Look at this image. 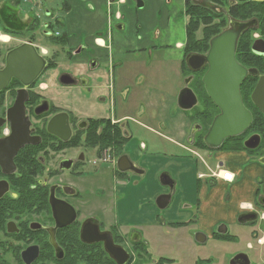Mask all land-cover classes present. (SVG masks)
Wrapping results in <instances>:
<instances>
[{
  "label": "flooded vegetation",
  "instance_id": "obj_1",
  "mask_svg": "<svg viewBox=\"0 0 264 264\" xmlns=\"http://www.w3.org/2000/svg\"><path fill=\"white\" fill-rule=\"evenodd\" d=\"M43 1L0 0V264H264V0H249L259 5V12L246 21L256 25L241 35L235 54L245 74L240 87L242 103L252 118L242 135L228 138L216 150L205 144L221 111L211 100L208 123L200 94L205 90L203 78L209 67L194 72L186 61L190 54L210 53L211 41L236 20L228 11V6L236 5L235 0H225L227 7L198 0L202 7L207 8L208 2L213 6H208L216 16L212 25L222 26L217 33L205 29L213 34L205 48L199 45V51L186 53L183 45L180 65L181 90L188 87L198 100L191 111L180 109L190 123L183 149L206 160L210 170L200 174L199 180L213 185L223 181L221 174L227 165L216 155L243 153L260 171L256 199L234 220L212 228L204 229L202 222L194 219L170 225L164 212L176 203H181L182 210L186 206L175 181L172 192L162 186L164 192L157 196L172 194L167 209L159 210L156 199L146 203V209L156 208L161 213L156 232L153 224L147 223L151 233L147 236L124 222L121 212L122 186L132 191L150 174L143 168L144 162L135 161L127 151L133 136L129 122L123 123L119 117L122 99L132 110L130 98L138 85L132 78V83L122 86L129 60L105 64L88 43L73 49L69 38L67 45H60V38L65 33L69 37L68 32L58 30L59 17L44 7ZM117 28L123 29V24ZM146 52L150 57L154 51ZM83 54L84 63L74 61ZM105 75L108 84L101 88L107 90L108 97L99 95L98 105L110 103L114 115L109 119H104L105 111L99 108L94 111L102 116L98 112L91 117L76 113L64 102V94L60 97V92L86 90L89 106L97 87L94 82L103 83ZM109 128L119 131L120 137L117 143L105 145L97 139ZM107 145L111 146L101 148ZM227 145H241L243 150H224ZM248 213L253 215L244 216Z\"/></svg>",
  "mask_w": 264,
  "mask_h": 264
},
{
  "label": "crops",
  "instance_id": "obj_2",
  "mask_svg": "<svg viewBox=\"0 0 264 264\" xmlns=\"http://www.w3.org/2000/svg\"><path fill=\"white\" fill-rule=\"evenodd\" d=\"M175 1L179 4L178 9L171 12L168 18V26L164 30L168 32L171 45L166 47V58L163 59L158 56L156 58L154 52H152L150 55L151 60L141 58L126 61L129 69L123 70L121 80L122 86L128 82L132 83L130 80L132 78H134L135 86L138 84L133 91V96L130 98V108L132 110L129 111L130 109L126 106L124 112L120 110L119 116L123 123L125 121L129 122L128 129L133 136L127 151L135 161L144 162L143 168L150 170L149 176L143 179L145 181H139L132 191H128L125 186H122V220L124 222L128 221L129 226L137 227L146 236L151 234L146 227L147 223L153 224L154 232L158 230V218L161 213L156 208L149 211L146 209L147 204L136 205V203L145 198L148 199L149 203L164 192L163 188L159 189L151 184L152 178L154 180L155 175L160 177L164 171L169 172L173 180L176 181V188L187 184L186 177L190 176L188 178L190 185L182 186V190L180 192L177 191L178 195L182 197V200L180 199L181 202L186 205L185 208L183 210L180 209L181 203H176L177 206L174 205V207L164 212L167 223L170 225L179 223L181 220L194 219L202 222L201 226L204 229H208L222 221H232L237 215L244 210L247 211L253 205L260 189V179L258 178L260 171L258 169L255 170L250 165L246 155L243 153L216 155L217 160L224 162L227 165L226 170L235 175L236 179L233 183L220 181L214 185L210 182L204 183L199 180L200 174H209L210 170L207 166L202 168L199 165L201 161H191L185 157L182 158L180 153H177L179 149H183L186 145L184 144V139L190 123L185 113L177 105V98L181 91L182 74L180 65L183 60V45H185L187 38L186 19L182 17L184 16L185 0ZM67 2L69 6L68 8L66 7L69 13H67L68 18L66 19V24H68L67 32L73 49L80 48L83 45L84 37L87 36L88 45L105 64L111 61L113 63L115 61H123V59L128 58V53L133 50L122 45L119 46L117 43L114 45V28L122 25V23L125 25L128 14L127 8L131 7V0H74V2L67 0ZM169 2L172 4V0H169ZM75 5H78V8L74 9L76 14L74 17L69 18V16H72ZM165 17L166 15L162 19ZM135 33H138V31L131 30L128 32V38L135 41ZM180 34L184 35L183 39L171 41L173 37H177ZM126 41L129 43L130 39H126ZM152 45L147 47L140 46L139 51L145 52L148 48H153ZM135 51L137 52L138 50ZM126 53L127 55H125ZM74 61L82 64L86 61V55L78 56ZM158 63L164 65L158 66L156 65ZM162 70L168 72L169 78L164 75ZM145 71L149 73L143 74ZM106 76L103 78V83L94 82L97 87L94 89L95 92L91 95L89 101L90 107L96 108L99 106V110L103 112V106L110 105L108 101L98 105L99 95L108 97L107 90L101 88V85L106 86L108 84V77L106 78ZM155 76L158 79H152ZM85 92L79 98V103L84 104L86 107ZM123 101L124 99H122V104L124 105ZM142 106H146L148 110L145 112L141 108ZM147 133L161 135L159 137L163 141H159ZM163 147L173 148L176 152L171 153ZM189 163L193 164L191 170H188L190 169ZM210 168L213 169L212 166ZM196 173L197 177L195 179ZM179 183L180 186L178 185ZM137 190H140L141 193H138ZM135 192L137 194H133ZM196 192L199 193V197ZM225 196L230 197L228 202L225 200Z\"/></svg>",
  "mask_w": 264,
  "mask_h": 264
},
{
  "label": "water",
  "instance_id": "obj_3",
  "mask_svg": "<svg viewBox=\"0 0 264 264\" xmlns=\"http://www.w3.org/2000/svg\"><path fill=\"white\" fill-rule=\"evenodd\" d=\"M255 25V21L233 20L226 32L211 41L210 53L207 56L190 54L186 57L188 67L194 72L200 71L206 65L209 67L203 78V83L208 97L221 111L204 139L205 144L212 150L221 148L228 138L242 135L251 122L252 118L246 112L240 94L245 74L242 67L236 62L235 54L241 35ZM193 64H197V66L194 67ZM177 105L183 111H191L198 105V100L194 92L185 87L178 95ZM126 160H124L125 164ZM160 179L162 186L169 187L172 192L175 181L171 175L164 172ZM171 196L170 193L157 197V208L159 210L167 209L171 204ZM249 215H253V213L244 216Z\"/></svg>",
  "mask_w": 264,
  "mask_h": 264
},
{
  "label": "rangeland",
  "instance_id": "obj_4",
  "mask_svg": "<svg viewBox=\"0 0 264 264\" xmlns=\"http://www.w3.org/2000/svg\"><path fill=\"white\" fill-rule=\"evenodd\" d=\"M72 2H74V0H71ZM131 7L127 8L128 14H127V18H126V23L124 25L123 24V29H119L117 27L114 28V45H119V46H124L125 48H131L133 51L128 53V58L127 60L129 61H133L136 59H141V58H147L149 60L150 57L148 56V52L144 53V52H136L135 50H139L140 46L143 47H147L151 44L157 45L158 48L157 49H153V48H148L147 50H152L154 51V55L158 57H162L163 59L166 58V48L164 46L166 45H170V37H168V32L164 31L167 26H168V18L169 15L171 14L172 11H176L178 9V2H176L175 0H172V4L168 5L167 1L168 0H131ZM175 1V3H174ZM182 1V0H180ZM67 0H44L43 1V6L46 7L49 10H52L60 19V21H64V26L63 27H59L58 30L63 33L64 31H68V24H66V19L68 18V10L65 8V4L69 3L67 2ZM140 2V4H139ZM209 3V2H208ZM174 4V5H173ZM210 4V3H209ZM68 5V4H67ZM70 5V4H69ZM139 5H142V7H139ZM175 8H174V7ZM217 7V6H216ZM78 5H75L73 8V13L72 16L70 17H74V15L76 14V11H74V9H77ZM180 9V8H179ZM182 9V8H181ZM225 11H227V8H224ZM68 13V14H67ZM164 15H166V17L164 19H162V17H164ZM183 18L186 19V27H187V23H188V18L186 17V15L184 14V16H182ZM125 30V31H124ZM131 30H137L138 33H135V41L132 40L131 38H128V32H130ZM159 31L161 33H159ZM157 33L159 35H161V37L157 36ZM199 37L201 38V34L199 35ZM122 38V39H121ZM184 35L180 34L177 37H173L171 39V41H177L179 39H183ZM87 36L84 37L82 44L85 46V44H87L88 40H87ZM126 39H130V42L128 43L126 41ZM210 39V38H209ZM148 42H150V44H148ZM148 44V45H147ZM171 46V45H170ZM142 47V48H143ZM135 51V52H134ZM130 54V55H129ZM127 55V53L125 54ZM85 56V55H84ZM124 60V59H123ZM156 65H164V64H156ZM164 72V75H166L167 78H169V74L166 70H162ZM149 72L145 71L143 72V74H147ZM172 75V74H171ZM171 77V76H170ZM152 79H158L157 76H155L154 78L152 77ZM158 81V80H156ZM84 91H80L75 90V91H71L70 93H64V92H60V97L62 96V94H64V102H68L71 106V108L76 112V113H80L82 115H84L86 117L89 116L91 117L92 115L96 114L97 111H94L96 108L87 106H84V104H80L79 103V98L83 95ZM70 95V99L68 100V95ZM124 98V97H123ZM119 107H121L119 109ZM105 114H104V119H109L112 117V115H114V109L111 108V105H105L103 106ZM199 107H197L195 110H197ZM118 110L120 111H125L126 110V105H118ZM193 110V111H195ZM192 111V112H193ZM98 116H102L103 113L102 112H98L97 113ZM150 134L151 136L155 137L157 140L159 141H163V139L159 136L161 135H156V134H151V133H147ZM186 140L184 139V144ZM165 148V147H163ZM168 149L169 152H176V150H174L173 148H165ZM177 153H180L181 157H185L186 159H189L191 161H199L202 160L201 163H199L200 166H206L205 162H207L206 160L203 159H198V158H194L192 155V151L189 149H179V151ZM204 155V154H203ZM209 162V161H208ZM195 163V162H194ZM190 164V163H189ZM191 170L193 167V164L189 165ZM244 168V167H242ZM197 170V168H196ZM203 170V169H202ZM196 172V171H194ZM197 177V173L195 175V179ZM161 175L160 177L158 175H155V178L153 180L152 178V186L153 187H158L159 189L162 188V184H161ZM187 184L181 185L180 183L178 184L180 187L177 188L176 191L180 192L182 190V186H189V181L188 178H190V176H187ZM145 181V180H142ZM147 182V181H146ZM195 188V186H194ZM138 193H141L140 190H137ZM137 192L133 193V194H137ZM229 192V191H226ZM196 194H198L197 196L199 197V193L196 192ZM226 201H227V196H225ZM148 199H142L139 203H136V205H140L142 204H146L148 201ZM204 251H211V249L209 248H205L203 249Z\"/></svg>",
  "mask_w": 264,
  "mask_h": 264
},
{
  "label": "trees",
  "instance_id": "obj_5",
  "mask_svg": "<svg viewBox=\"0 0 264 264\" xmlns=\"http://www.w3.org/2000/svg\"><path fill=\"white\" fill-rule=\"evenodd\" d=\"M213 4L217 5V7L222 6H228L227 2L225 0H211ZM237 3L236 5H232V7L228 6V11L230 15L240 21H246L251 19L252 17L257 16L259 12V5L253 2H249V0H235ZM200 4V3H199ZM202 5V4H201ZM201 5H198V0H185V7H184V14L188 18V23L186 27V44L185 49L186 53L192 52V51H199V45L203 44V47L205 48V44L208 43L209 38H211L213 32H205V29L208 27L210 29H215L216 33L219 32V29L222 25H212L213 18L216 16H212L215 13L213 11H210L211 9L208 7H213L211 4H207V8L202 7ZM250 6V7H249ZM68 8L69 6L66 4L65 8ZM216 7V6H215ZM66 8V9H67ZM210 9V10H209ZM68 10V9H67ZM59 27H63V23L61 21H58ZM203 33L205 34V39L203 38ZM201 34V38L199 35ZM69 37H67V33L63 37L60 38V45L68 44ZM242 48V44L240 43V49ZM200 94V93H199ZM201 98V104L205 108L204 114L206 115V119L209 120L211 118V99L207 96L205 90L203 89L202 93L200 94ZM203 120H205V117H201ZM99 124H103V122H99ZM120 132L117 130H112L109 128L106 130V133L102 137H98L99 142L105 143V145L109 142H116L119 140ZM117 143V142H116ZM115 144V143H113ZM111 144V145H113ZM111 145H107L103 148H108ZM204 149L208 148L206 145H203ZM224 150H235V151H242L243 148L241 145L231 146L227 145Z\"/></svg>",
  "mask_w": 264,
  "mask_h": 264
},
{
  "label": "built area",
  "instance_id": "obj_6",
  "mask_svg": "<svg viewBox=\"0 0 264 264\" xmlns=\"http://www.w3.org/2000/svg\"><path fill=\"white\" fill-rule=\"evenodd\" d=\"M28 1V0H26ZM36 2H42L43 0H35ZM221 179L225 182H228V183H232L233 180H234V177H233V174L228 172V171H224L222 174H221Z\"/></svg>",
  "mask_w": 264,
  "mask_h": 264
}]
</instances>
